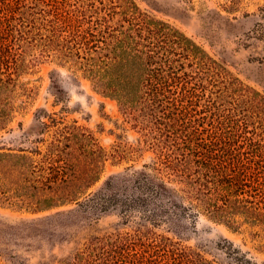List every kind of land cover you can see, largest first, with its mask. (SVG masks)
Returning a JSON list of instances; mask_svg holds the SVG:
<instances>
[{
  "label": "trees",
  "instance_id": "trees-1",
  "mask_svg": "<svg viewBox=\"0 0 264 264\" xmlns=\"http://www.w3.org/2000/svg\"><path fill=\"white\" fill-rule=\"evenodd\" d=\"M48 5L0 1V127L12 120L3 106L11 70H22L33 52L54 58L116 99L156 158L142 169L109 176L89 193L101 178L107 151L84 127L42 109L23 134L36 136L34 146H0V200L33 212L76 203L56 216L89 218L114 209L128 214V194L151 207L152 223H171L173 214L188 208L234 228L237 216L264 228V94L228 74L184 32L144 14L134 0ZM55 93L65 99L59 86ZM202 100L214 109L223 100L218 108L227 106L258 133L239 146L229 143L231 137L212 135L194 115ZM120 238L132 237L96 238L62 264H210L183 248L133 257Z\"/></svg>",
  "mask_w": 264,
  "mask_h": 264
},
{
  "label": "rangeland",
  "instance_id": "rangeland-1",
  "mask_svg": "<svg viewBox=\"0 0 264 264\" xmlns=\"http://www.w3.org/2000/svg\"><path fill=\"white\" fill-rule=\"evenodd\" d=\"M19 1L25 5L32 0ZM44 1L48 7L63 2ZM134 1L144 14L178 28L228 74L264 94V0ZM33 54L25 56L22 70H11L12 88L3 106L12 120L0 127L1 147L34 146L36 136L27 139L23 134L35 123L36 114L45 109L56 119L63 117L84 127L107 151L104 171L89 193L100 189L109 176L142 169L156 158L116 99L94 90L88 79L54 58ZM58 86L64 100H58ZM218 101L215 109L206 107L205 100L194 107L202 126L220 139L231 137L229 143L234 146L253 139L258 131L225 111L227 106L218 108L223 100ZM124 197L129 200L128 214L114 209L89 218L56 216L76 208V203L33 212L0 200V264H62L96 238L114 240L117 236L132 237L120 238V243L133 257L183 248L210 264H246L243 257L251 261L249 264H264V228L245 222L242 216H237L234 228L202 210L185 208L172 215L171 223H152L147 217L151 207L133 201L128 194ZM138 234L146 238H134ZM163 236L169 238H160Z\"/></svg>",
  "mask_w": 264,
  "mask_h": 264
}]
</instances>
